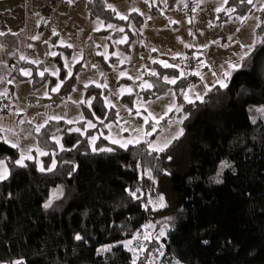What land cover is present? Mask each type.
Masks as SVG:
<instances>
[{
  "label": "trees",
  "instance_id": "16d2710c",
  "mask_svg": "<svg viewBox=\"0 0 264 264\" xmlns=\"http://www.w3.org/2000/svg\"><path fill=\"white\" fill-rule=\"evenodd\" d=\"M255 2L228 0L219 20H228V10L245 17ZM87 9L105 23L126 24L102 0H89ZM133 17L139 24L140 16ZM257 39L227 88L214 87L202 101L184 106L183 134L164 151L140 143L100 152L109 145L101 138L93 152L88 140L93 130L83 136L63 123H49L37 135L47 152L42 172L33 160L18 166V150L0 141V160L9 170L8 179L0 181V264H132L134 255L122 244L159 219L168 230L159 242L154 238L145 244L136 264H264V116L255 111L264 107V11ZM157 69L161 78H176L175 87L188 83L176 69ZM15 74L23 78L18 69ZM104 94L86 88L80 128L90 121L96 131L115 120ZM57 135L63 145L59 151L51 141ZM51 151L55 167L49 172ZM222 162L229 167L221 169ZM58 185L61 195L44 208ZM159 196L166 207L153 211L149 200ZM77 234L83 239L76 240ZM106 246L111 250L98 251Z\"/></svg>",
  "mask_w": 264,
  "mask_h": 264
},
{
  "label": "rangeland",
  "instance_id": "374dc122",
  "mask_svg": "<svg viewBox=\"0 0 264 264\" xmlns=\"http://www.w3.org/2000/svg\"><path fill=\"white\" fill-rule=\"evenodd\" d=\"M88 1L4 0L2 5L0 2V33H4L0 36L4 39L0 46V128L10 130L0 131V141L11 147L17 145L14 148L18 150V160L22 153L31 156L23 163L33 160L38 170L45 156L40 152H47L40 148L37 135L49 123H63L69 126V132H77L73 129L79 128L78 133L83 136L93 130L88 137L92 149L101 138L109 144L103 148L112 145L126 149L137 145L131 143L122 148L112 143L113 139L121 142L139 139L138 144H146L149 150V144L162 147L170 141V147L180 136V121L186 117L184 106L202 101L214 87L221 88L216 81L228 68L227 62L241 65L238 70L245 66L258 41L260 9L264 7V0H256L252 13L240 17L228 10V20L221 22L220 13L227 11L225 0H176L172 4L170 0H102L118 20H122L119 15L128 17L122 20L126 24H118L91 17ZM45 6L56 12L41 33L38 27L44 19L40 17V9ZM218 8L223 10L217 11ZM132 14L140 16L139 24L135 17L130 19ZM109 24L113 27L108 28ZM250 48L251 54L241 61L240 56ZM12 61L17 64L25 61L29 65L16 67ZM164 63L173 67H164ZM157 67L178 70L179 78L188 79L187 85L179 88L165 83V76L159 77ZM17 69L23 78L15 74ZM22 70L31 75H23ZM152 72L157 75H151ZM197 72L199 75L194 74ZM71 82V92L62 97L60 92ZM144 82L153 87H141ZM57 85L59 90L52 91ZM87 87L104 90V104L115 114L114 121L96 131L93 122L94 127H88L90 121L79 127L84 121L80 102L85 101ZM182 93H187L188 99ZM172 104L181 111L175 108L168 111ZM40 125L44 126L35 131ZM51 141L58 151L62 149L59 135ZM50 155L52 167L54 152ZM61 192L60 185L52 188L47 202ZM160 197L163 196L151 201ZM163 201L165 204L164 197ZM149 205L153 211L163 208ZM166 230L168 226L161 219L148 223L131 240V247L137 250L131 251L132 254L139 256L145 244L154 238L159 242L160 232ZM141 248L144 250L139 251Z\"/></svg>",
  "mask_w": 264,
  "mask_h": 264
},
{
  "label": "snow or ice",
  "instance_id": "6c2138e0",
  "mask_svg": "<svg viewBox=\"0 0 264 264\" xmlns=\"http://www.w3.org/2000/svg\"><path fill=\"white\" fill-rule=\"evenodd\" d=\"M225 2H227V0H225ZM247 2H248L249 4H252V3H253V0H247ZM109 7L111 8V5H109ZM222 10H223V9H221V8H218V9H217V11H222ZM260 10H261V11H264V7H262ZM112 11H115V9L113 8ZM133 11H138V10H137V9H133ZM118 15H119V14H118ZM119 18L122 19V20H126L128 17H127V16H124V15H119ZM258 26H259V25H258ZM107 27H108V28H112L113 25L109 24ZM97 30H99V28H98ZM120 31H123V29H120ZM2 35H4V33H0V36H2ZM120 42L122 43V42H124V41H120ZM62 43H63V42H62ZM67 46H68V47H71V45H67ZM242 47H244V46L242 45ZM251 47L254 48V45L251 46ZM250 54H251V48H250L249 51L245 52L244 54H242V55L240 56V60L243 61V60H244L247 56H249ZM53 55H55V53H53ZM21 59H24V57H21ZM31 62H32V63H35V61H31ZM227 63H228V68H227L226 70H224V71L221 73V78H219V79L216 81V82L219 84V86H220L221 88H227V87H228V83H227V81H229V80L231 79L232 72L238 70V68L241 66V65H239V64H234V63H232V62H230V61L227 62ZM163 66H164V67H173V65H169V64H167V63H164ZM176 67H178V66H176ZM22 74L25 75V76H29V75H31V73H30L29 71H27V70H22ZM53 74H55V73H53ZM150 74L153 75V76H156V75H157L156 72H152V73H150ZM194 74L199 75L198 72H197V73H194ZM40 75L43 76L44 73L41 72ZM69 75H71V71H70V70H69ZM122 75H123V74H122ZM183 75H184V73L181 72V76H183ZM214 75H215V73H214ZM163 80H164V82L167 83V84H176V82H177L176 78H171V79H170V78L167 77V76L163 77ZM97 86H99V85H97ZM59 87H60V85H57V87H56V88H53L52 91H58V90H59ZM141 87H143V88H151V87H153V85H152V84H149V83H147V82H144V83L141 85ZM122 91H124V90H122ZM127 91H131V90L129 89V90H127ZM190 91H191V89H190ZM182 95H184L185 99H188V95H187V93H182ZM189 102H191V101L189 100ZM80 103H84V101H81ZM106 103H109V102L106 101ZM173 108H175L176 111H181V108L177 107L175 104L170 105L169 108H168V111H172ZM255 111H257V112L261 113L262 115H264V107L257 108V109H255ZM149 115H151V114H149ZM186 118H187V117H184V119H186ZM55 119H60V118H59V117H56ZM182 122H183V121L181 120L180 123H182ZM69 123H72V121H69ZM253 123H255V120H253ZM43 126H44V125L37 126V128L35 129V131H37V132L40 131V128L43 127ZM88 127H94V125H93L91 122H89V123H88ZM0 131H10V130H4V129L0 128ZM73 131H77V132H79V131H81V130H80L79 128H77V129H73ZM182 134H183V130L181 129V130H180V133H179L178 135H182ZM145 135H147V133H146ZM176 138H177V137H173L172 139H176ZM95 139H96L95 137L92 138V141H91V142H92L93 144L95 143ZM5 140H6V138H5ZM6 142H7V140H6ZM56 142L59 144V139H57ZM139 142H140L139 139H137V140H135V141L128 140V141H124V142H121L120 140H117V139H113V140H112V143H114V144H119L120 147H122V148H126V147L128 146V144H131V143H137V144H138ZM169 143H170V141H166V142L163 144L162 147H161V146H158V145L149 144V148H150L153 152L164 151V149L168 147V144H169ZM12 146H13V147H17V145H15V144H13ZM61 148L63 149V145H61ZM92 150H93V152H96V151H97V149H96L95 147H93ZM99 151H100V152H111V151H113V150L110 149V148H101V149H99ZM46 154H47V153H45V152H40V155H46ZM31 158H32L31 156H27V157H26V156L22 153L21 156H20V159L16 161V164L20 165L21 167H24L25 165H24L23 161H24L25 159H31ZM54 167H55V162H53V166L50 167V168H48L47 171L51 172V171L53 170ZM220 167H221V169H223V168L229 167V164H228L227 162H222V164H221ZM40 171H42V172L45 171V169L43 168V166H41ZM8 176H9V170H8V167H7V165L5 164V162H4L3 160H0V181L7 180V179H8ZM149 176H150V173H149ZM150 178H151V177H150ZM216 182H217V183H221L222 181L217 180ZM129 195L135 197V196H136V193H135V192H130ZM56 198H59V197L56 196ZM149 204H154V206H158V207H160V208H162V207H166V205L164 204V201H163V197L158 198V200L155 201V202L149 200ZM51 206H52V200H51V199H50L47 203H45V204L43 205L44 208H49V207H51ZM148 227H151V226L149 225ZM159 235H160V236H163V235H165V232H164V231H161ZM75 239H76V240H81V239H83V238H82L80 235L77 234V235L75 236ZM144 239H146V240L149 239V236L146 234L145 237H144ZM131 243H132L131 241H127V242L125 243L124 246H125L126 248H128L129 251H133V252L135 253L137 250H136V249H133V248L131 247ZM203 243L207 244L208 241H203ZM111 247H112V246H106V247H104V248H102V249H100V250H98V251H100V252H107V251H110V250H111ZM143 250H144L143 248L139 249V251H143ZM162 254H163V253H161V255H162ZM137 259H138V256H135V255H134V258H133V260H132V264H136ZM14 264H24V262H23L22 260H17V261L14 262ZM177 264H179V262H177Z\"/></svg>",
  "mask_w": 264,
  "mask_h": 264
},
{
  "label": "built area",
  "instance_id": "2783aa9c",
  "mask_svg": "<svg viewBox=\"0 0 264 264\" xmlns=\"http://www.w3.org/2000/svg\"><path fill=\"white\" fill-rule=\"evenodd\" d=\"M55 12L52 8L45 6L40 9V17L48 21L54 17Z\"/></svg>",
  "mask_w": 264,
  "mask_h": 264
},
{
  "label": "crops",
  "instance_id": "0c3cea01",
  "mask_svg": "<svg viewBox=\"0 0 264 264\" xmlns=\"http://www.w3.org/2000/svg\"><path fill=\"white\" fill-rule=\"evenodd\" d=\"M3 1H4V0H0V2H1V5L3 4Z\"/></svg>",
  "mask_w": 264,
  "mask_h": 264
}]
</instances>
